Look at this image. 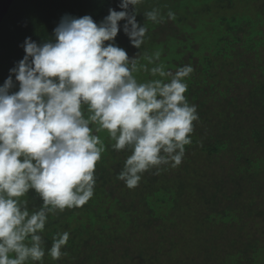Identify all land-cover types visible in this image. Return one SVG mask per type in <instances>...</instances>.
I'll return each mask as SVG.
<instances>
[{
  "label": "trees",
  "instance_id": "trees-1",
  "mask_svg": "<svg viewBox=\"0 0 264 264\" xmlns=\"http://www.w3.org/2000/svg\"><path fill=\"white\" fill-rule=\"evenodd\" d=\"M119 2L14 0L0 23V85L23 58L26 37L38 44L52 39L66 14L90 15L99 23L109 8L121 10ZM194 5L204 9L192 13ZM153 9L163 23L146 19ZM136 10L137 22L148 29L141 48L131 46L122 29L115 44L139 60L146 48L159 51L166 70L194 68L185 93L199 116L192 143L178 167L146 172L138 187L128 189L116 177L130 153L113 150L107 134L98 133L106 151L95 166L94 196L49 215L43 264H264V0H217L211 6L143 0ZM202 16L210 31L190 33V27H203ZM156 28L161 41L152 33ZM24 199L30 210L42 204L32 191ZM64 231L70 233L62 249L67 255L53 260L47 249Z\"/></svg>",
  "mask_w": 264,
  "mask_h": 264
},
{
  "label": "clouds",
  "instance_id": "clouds-1",
  "mask_svg": "<svg viewBox=\"0 0 264 264\" xmlns=\"http://www.w3.org/2000/svg\"><path fill=\"white\" fill-rule=\"evenodd\" d=\"M142 2L120 0L121 10L109 8L99 23L66 14L52 39L38 44L26 37L20 45L24 56L0 85V264H43L49 215L94 196L95 166L106 151L98 133H107L113 150L130 153L116 177L128 189L146 172L159 175L182 163L199 120L185 96L194 68L166 70L159 51L140 63L115 44L122 29L141 48L148 31L136 20ZM144 16L164 22L159 9ZM141 72L153 79L139 82ZM30 191L42 201L36 210L24 199ZM69 238L67 231L53 235L47 255H67Z\"/></svg>",
  "mask_w": 264,
  "mask_h": 264
},
{
  "label": "rangeland",
  "instance_id": "rangeland-1",
  "mask_svg": "<svg viewBox=\"0 0 264 264\" xmlns=\"http://www.w3.org/2000/svg\"><path fill=\"white\" fill-rule=\"evenodd\" d=\"M184 2H186L187 0H183ZM203 1V3L205 4V5H209V6H211V5H214V2H217V0H208V2L206 3V1L205 0H202ZM202 8V10L204 9V7L202 6V7H200V8H198L197 6H195L194 5V7H190V9H189V11L190 12H195V11H197L198 9H201ZM169 22V20H167V23ZM201 22H202V24H203V27L201 26H197V31H195L196 30V28H194V27H190V30H189V32L190 33H195V32H205V29L207 30V32H209L210 30H209V28H208V21H207V17H205V16H202L201 17ZM165 25L166 24H163L162 25V27H163V29H164V27H165ZM173 25V24H172ZM173 28L175 29V25H173ZM175 30H177V32L179 33V38H181V39H183V34L184 33H180V31L178 30V29H175ZM158 31H159V29H155L152 33H154V32H157V34H158V37H156V39L157 40H163L164 39V37H163V34L161 33H158ZM161 32H163V31H161ZM147 50V48L143 51V54H142V57L140 58V63H147V61L144 59V52ZM163 51H164V54H165V52H167V50L166 49H163ZM153 53L151 52V51H146V55H152ZM162 54V53H161ZM189 56L190 55V52H187L186 53V56ZM141 56V55H140ZM139 56V57H140ZM164 59L165 58H162V57H160V61H158V63H160V62H162V63H165L164 62ZM151 66H153V65H149V67H151ZM136 75V78H137V80L139 81V82H146L147 80H149V79H153V77H151L149 74H147V73H143V72H141V73H137V74H135ZM102 133V132H101ZM105 134H107L106 132H104V135ZM100 136V135H99ZM100 138L102 139V136H100Z\"/></svg>",
  "mask_w": 264,
  "mask_h": 264
},
{
  "label": "water",
  "instance_id": "water-1",
  "mask_svg": "<svg viewBox=\"0 0 264 264\" xmlns=\"http://www.w3.org/2000/svg\"><path fill=\"white\" fill-rule=\"evenodd\" d=\"M14 0H0V23L3 17L8 12L10 6L12 5Z\"/></svg>",
  "mask_w": 264,
  "mask_h": 264
}]
</instances>
